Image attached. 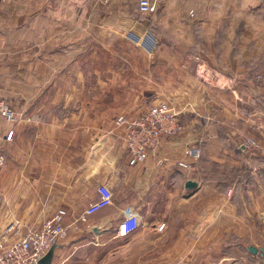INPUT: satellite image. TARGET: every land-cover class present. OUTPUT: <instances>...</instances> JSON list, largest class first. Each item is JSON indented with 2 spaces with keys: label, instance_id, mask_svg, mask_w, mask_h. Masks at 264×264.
<instances>
[{
  "label": "crops",
  "instance_id": "0c3cea01",
  "mask_svg": "<svg viewBox=\"0 0 264 264\" xmlns=\"http://www.w3.org/2000/svg\"><path fill=\"white\" fill-rule=\"evenodd\" d=\"M151 2L0 0V250L9 224L58 213L45 264H264V129L237 114L264 122V0ZM197 58L234 87L200 83ZM159 102L181 130L137 162L114 120ZM187 148L200 158L183 170ZM100 185L111 204L83 218Z\"/></svg>",
  "mask_w": 264,
  "mask_h": 264
},
{
  "label": "built area",
  "instance_id": "2783aa9c",
  "mask_svg": "<svg viewBox=\"0 0 264 264\" xmlns=\"http://www.w3.org/2000/svg\"><path fill=\"white\" fill-rule=\"evenodd\" d=\"M140 13H152L155 8L151 0H138ZM198 61L196 79L200 83L213 86L222 91L231 90L234 87V79L214 69H208ZM257 80L264 83V78L258 76ZM240 119L257 132H262L264 122L256 123L255 113L247 108H239ZM13 122L14 113L4 99L0 98V121ZM117 129H121L126 150L137 162L145 161L154 153L159 145L167 139L176 137L180 130V113L175 111L168 103L146 105L144 111L137 117L129 118L119 115L114 120ZM245 146L251 150L259 147L254 139H247ZM200 158L198 148L184 149L181 158L177 162L179 168L190 170ZM3 157H0V165ZM112 192L105 185L97 188V199L93 201L83 212L82 217L92 216L108 207L112 202ZM130 230L128 223L119 227V235L125 236ZM6 233H12L14 239L0 250V264H39L49 250L66 238L67 227L62 216L58 213L42 222L39 228L29 229L25 235H20L13 223L6 227Z\"/></svg>",
  "mask_w": 264,
  "mask_h": 264
},
{
  "label": "water",
  "instance_id": "95a60500",
  "mask_svg": "<svg viewBox=\"0 0 264 264\" xmlns=\"http://www.w3.org/2000/svg\"><path fill=\"white\" fill-rule=\"evenodd\" d=\"M186 187L194 188V187H196V183L189 181V182H187ZM53 247L49 250V252L46 254V256L39 262V264H45V261L48 260V258L51 256V252H52Z\"/></svg>",
  "mask_w": 264,
  "mask_h": 264
},
{
  "label": "rangeland",
  "instance_id": "374dc122",
  "mask_svg": "<svg viewBox=\"0 0 264 264\" xmlns=\"http://www.w3.org/2000/svg\"><path fill=\"white\" fill-rule=\"evenodd\" d=\"M217 174H219V173H217Z\"/></svg>",
  "mask_w": 264,
  "mask_h": 264
}]
</instances>
